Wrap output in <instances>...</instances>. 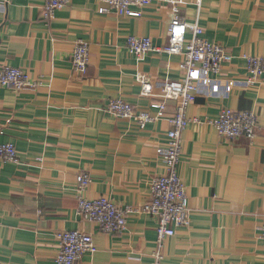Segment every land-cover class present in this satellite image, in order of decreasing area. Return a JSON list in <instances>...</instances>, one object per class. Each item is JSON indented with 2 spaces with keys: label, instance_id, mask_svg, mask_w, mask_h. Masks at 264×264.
<instances>
[{
  "label": "crops",
  "instance_id": "obj_1",
  "mask_svg": "<svg viewBox=\"0 0 264 264\" xmlns=\"http://www.w3.org/2000/svg\"><path fill=\"white\" fill-rule=\"evenodd\" d=\"M46 1L0 0V72L20 67L42 81L22 91L0 86V143H14L19 155L17 163L0 160V264H55L57 232L76 229L97 248L78 264H152L157 218L143 208L151 180L165 172L157 148L168 146L178 99H166L165 116L144 129L104 109L123 99L137 113L157 115L151 103L164 99L162 84L183 74L185 55L162 50L175 6L234 56L220 77L246 79L242 55L264 58V0H158L141 17L101 14L100 0H71L51 20L43 16ZM131 35L150 37L161 50L138 59L127 49ZM79 40L90 49L85 75L73 68ZM145 82L153 84L149 95ZM223 108L253 110L255 137H221L206 120ZM187 114L200 121L182 133L179 165L191 223L164 240V264H264V75L226 98L199 97ZM81 174L91 178L83 192ZM81 193L131 208L126 230L102 232L80 214Z\"/></svg>",
  "mask_w": 264,
  "mask_h": 264
},
{
  "label": "built area",
  "instance_id": "obj_2",
  "mask_svg": "<svg viewBox=\"0 0 264 264\" xmlns=\"http://www.w3.org/2000/svg\"><path fill=\"white\" fill-rule=\"evenodd\" d=\"M98 11L101 14L115 12L119 15L141 17L143 9L158 0H100ZM199 3L201 0H198ZM71 0H47L43 16L51 20L58 9L66 7ZM177 5L180 0H166ZM174 16L169 26V41L162 49L169 54H184L185 59L180 64L182 76L176 80H168L162 84L161 91L164 99L161 102L151 103L157 110L152 116L147 111H135V107L123 100L115 99L108 103L104 112L118 117L133 118L138 121L141 129L157 118L165 116L166 99L177 98V111L169 119L172 128L167 132L168 146L158 147L157 152L162 159L165 172L151 180V199L144 206L145 213L157 218L156 234L158 248L152 254V264H164L162 247L167 237L176 233V228L190 225V209L185 185L179 173L182 150V133L191 122H200L187 114L188 107L198 97H228L232 89L239 83L252 85L260 82L264 75V58L260 56L242 55L248 66L246 79L226 80L220 77L223 65L230 63L234 56L222 45L206 39L204 28L197 22H187L178 14L174 7ZM191 38H188V35ZM128 51L138 59L144 58L148 53L160 51L150 37L131 35L127 41ZM72 62L74 70L85 75L90 63V49L87 42L79 40L75 43ZM224 84V87L222 86ZM42 81L32 79L28 73L20 68L5 65L0 72V86L11 87L16 91L36 89ZM153 91V84L145 82L142 92L149 95ZM206 122L214 126L224 139H235L242 135L252 139L256 135L259 125L258 116L253 110H235L223 108L218 117L207 119ZM0 160L5 162H18L19 155L14 143H0ZM77 182L83 192L91 183L87 174L77 177ZM78 210L84 217L94 221L102 232L115 233L126 230L128 215L133 212L131 208L120 207L111 198L101 196L89 199L82 193L79 197ZM57 239L61 249L55 259V264H78L85 253L97 251L92 235L81 230H63L57 232ZM264 239V233L262 235Z\"/></svg>",
  "mask_w": 264,
  "mask_h": 264
},
{
  "label": "water",
  "instance_id": "obj_3",
  "mask_svg": "<svg viewBox=\"0 0 264 264\" xmlns=\"http://www.w3.org/2000/svg\"><path fill=\"white\" fill-rule=\"evenodd\" d=\"M199 99V97L196 99V101Z\"/></svg>",
  "mask_w": 264,
  "mask_h": 264
}]
</instances>
